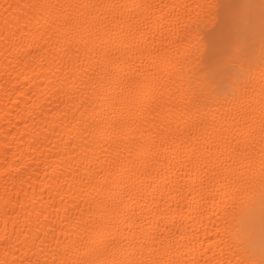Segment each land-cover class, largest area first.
I'll return each mask as SVG.
<instances>
[{"label": "bare ground", "instance_id": "bare-ground-1", "mask_svg": "<svg viewBox=\"0 0 264 264\" xmlns=\"http://www.w3.org/2000/svg\"><path fill=\"white\" fill-rule=\"evenodd\" d=\"M216 1L0 0V264H264V25L217 78Z\"/></svg>", "mask_w": 264, "mask_h": 264}, {"label": "rangeland", "instance_id": "rangeland-1", "mask_svg": "<svg viewBox=\"0 0 264 264\" xmlns=\"http://www.w3.org/2000/svg\"><path fill=\"white\" fill-rule=\"evenodd\" d=\"M260 5V0L216 1L214 10L201 24L202 39L206 45L204 57L211 75L226 78V74L235 68L226 56L234 52L232 44H245L246 53L254 49L255 42L253 46L248 42L260 35L258 29L264 25V21H260L264 20ZM260 29L262 31V27Z\"/></svg>", "mask_w": 264, "mask_h": 264}, {"label": "snow or ice", "instance_id": "snow-or-ice-1", "mask_svg": "<svg viewBox=\"0 0 264 264\" xmlns=\"http://www.w3.org/2000/svg\"><path fill=\"white\" fill-rule=\"evenodd\" d=\"M260 4H261V10L262 12H264V0H260Z\"/></svg>", "mask_w": 264, "mask_h": 264}, {"label": "clouds", "instance_id": "clouds-1", "mask_svg": "<svg viewBox=\"0 0 264 264\" xmlns=\"http://www.w3.org/2000/svg\"><path fill=\"white\" fill-rule=\"evenodd\" d=\"M252 264H255V262H252Z\"/></svg>", "mask_w": 264, "mask_h": 264}]
</instances>
